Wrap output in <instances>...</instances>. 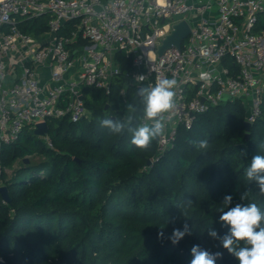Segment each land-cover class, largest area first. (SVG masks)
Returning <instances> with one entry per match:
<instances>
[{"label": "trees", "instance_id": "trees-1", "mask_svg": "<svg viewBox=\"0 0 264 264\" xmlns=\"http://www.w3.org/2000/svg\"><path fill=\"white\" fill-rule=\"evenodd\" d=\"M48 18L24 19L20 26L39 36L48 29ZM68 24L70 29L73 23ZM256 29L264 30V14ZM119 58L123 71L131 68L130 59L122 53ZM123 87L139 118L140 87L119 77L110 94L84 88L89 113L79 121L69 116L47 120L53 147L31 126L2 145L3 165L12 173L3 171L0 177L11 197L6 202L0 192V264H190L195 245L222 252L216 264H239L208 229L221 238L229 233L230 226L219 219L226 195L232 196L228 207L255 202L264 210V196L241 200L249 188L259 191L245 170L255 155H264L259 148L264 97L249 139L246 105L230 98L198 114L190 128L179 125L172 146L155 160L159 138L143 151L131 145L128 133L117 136L100 128L105 117L125 120ZM204 138L211 144L207 155L189 143ZM35 156L43 158L31 160ZM188 199L186 218L179 206ZM185 223L191 234L174 245L170 236Z\"/></svg>", "mask_w": 264, "mask_h": 264}, {"label": "built area", "instance_id": "built-area-1", "mask_svg": "<svg viewBox=\"0 0 264 264\" xmlns=\"http://www.w3.org/2000/svg\"><path fill=\"white\" fill-rule=\"evenodd\" d=\"M44 14L48 29L39 36L21 28L24 19ZM262 14L264 0H0V177L8 171L4 143L50 118L79 121L89 113L84 88L110 94L119 77L140 88L161 78L178 82L155 160L172 146L179 125L190 128L224 94L245 103V121L253 125L263 113L264 30L256 29ZM181 20L190 33L181 47L159 55ZM121 53L132 63L125 71ZM202 71L211 78L201 80ZM120 94L126 104L127 89Z\"/></svg>", "mask_w": 264, "mask_h": 264}, {"label": "clouds", "instance_id": "clouds-1", "mask_svg": "<svg viewBox=\"0 0 264 264\" xmlns=\"http://www.w3.org/2000/svg\"><path fill=\"white\" fill-rule=\"evenodd\" d=\"M142 77V76H140ZM137 77L136 79L140 78ZM201 80L211 78L210 73L202 71L199 74ZM178 82L175 78H161L154 85L139 88L136 97L139 98L141 115L138 118L136 105L126 102V112L129 113L125 120L103 118L99 121L100 128L106 129L109 134L123 135L128 133L131 145L147 151L152 142L163 136L166 129V114L171 113L176 107L175 89ZM197 151L202 154L208 153L211 144L207 138L189 140ZM260 150L264 151V140L259 144ZM247 181L256 182L258 192L253 193L251 188L243 192L241 200H248L250 196L258 194L264 196V155H255L245 170ZM232 202V196L226 195L223 198L222 213L219 217L223 224L230 226L228 234L222 238L217 231L208 229V235L214 239H219L222 247L233 254L239 264H264V210L257 203L247 204L237 203L234 207H228ZM192 201L186 200L179 208H183V216L187 218V208ZM227 209V210H225ZM191 234L189 225L185 223L183 230L174 229L170 240L175 245L183 237ZM163 236V231L158 233V237ZM193 259L190 264H216L217 258H221L222 252L211 253L195 245L191 249Z\"/></svg>", "mask_w": 264, "mask_h": 264}, {"label": "water", "instance_id": "water-1", "mask_svg": "<svg viewBox=\"0 0 264 264\" xmlns=\"http://www.w3.org/2000/svg\"><path fill=\"white\" fill-rule=\"evenodd\" d=\"M191 28L189 23L186 20H181L174 25L172 32L163 40V43L159 46L158 53L162 55L165 50L171 46L181 47L182 40L190 33ZM231 96L229 94H224L222 99L223 101L230 99ZM108 106V105H107ZM246 129V139H249L251 136V128L252 124L248 121L244 122ZM35 133L40 136L48 135L49 133V125L47 121H43L37 124L35 128ZM151 161H148L150 164ZM0 192L6 202L11 201V197L9 194L8 186L2 185L0 186Z\"/></svg>", "mask_w": 264, "mask_h": 264}, {"label": "rangeland", "instance_id": "rangeland-1", "mask_svg": "<svg viewBox=\"0 0 264 264\" xmlns=\"http://www.w3.org/2000/svg\"><path fill=\"white\" fill-rule=\"evenodd\" d=\"M42 158H43L42 156H35V157H31V160L39 161V160H41ZM20 163H21L20 160L17 161V162L15 163L14 167H18ZM7 173H8V174H11V173H12V169H9V170L7 171Z\"/></svg>", "mask_w": 264, "mask_h": 264}]
</instances>
